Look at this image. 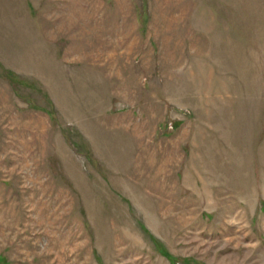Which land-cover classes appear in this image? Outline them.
<instances>
[{"label": "rangeland", "instance_id": "obj_1", "mask_svg": "<svg viewBox=\"0 0 264 264\" xmlns=\"http://www.w3.org/2000/svg\"><path fill=\"white\" fill-rule=\"evenodd\" d=\"M0 264H264V0H0Z\"/></svg>", "mask_w": 264, "mask_h": 264}]
</instances>
